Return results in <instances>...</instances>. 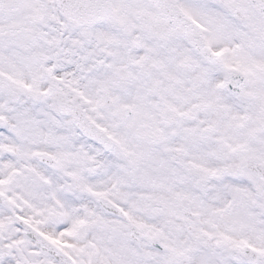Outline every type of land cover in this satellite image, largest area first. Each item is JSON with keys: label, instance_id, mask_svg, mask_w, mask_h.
<instances>
[{"label": "snow or ice", "instance_id": "snow-or-ice-1", "mask_svg": "<svg viewBox=\"0 0 264 264\" xmlns=\"http://www.w3.org/2000/svg\"><path fill=\"white\" fill-rule=\"evenodd\" d=\"M0 264H264V0H0Z\"/></svg>", "mask_w": 264, "mask_h": 264}]
</instances>
